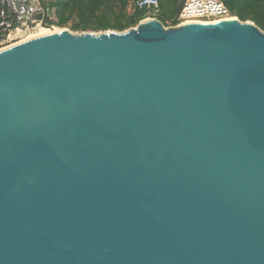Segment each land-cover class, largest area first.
<instances>
[{
	"label": "water",
	"instance_id": "water-1",
	"mask_svg": "<svg viewBox=\"0 0 264 264\" xmlns=\"http://www.w3.org/2000/svg\"><path fill=\"white\" fill-rule=\"evenodd\" d=\"M0 264H264V30L0 49Z\"/></svg>",
	"mask_w": 264,
	"mask_h": 264
},
{
	"label": "trees",
	"instance_id": "trees-1",
	"mask_svg": "<svg viewBox=\"0 0 264 264\" xmlns=\"http://www.w3.org/2000/svg\"><path fill=\"white\" fill-rule=\"evenodd\" d=\"M114 1L120 2L118 8L119 12L113 10ZM128 1L129 0H58L55 3L50 4L51 7L55 8L54 16L57 21L55 23L54 20H50L46 24L63 25L67 23L71 15L75 14L76 18L82 21L83 24L79 22L75 23L73 28H87L89 25L84 23L87 14H95L98 18L96 28L101 30H125L130 26L137 25L140 20L147 17L148 12H151L150 8L146 5L139 8L136 5L137 0H132L135 9L129 19L123 21L119 15L126 8ZM156 1L158 3V9L154 15L164 26H166L170 17L166 14L165 7L162 5L161 0ZM223 2L230 10L231 14L234 13L238 16V19H250L260 29L264 30V0H223ZM178 11L179 9H177V12ZM113 15L116 21L110 23L111 16Z\"/></svg>",
	"mask_w": 264,
	"mask_h": 264
},
{
	"label": "built area",
	"instance_id": "built-area-1",
	"mask_svg": "<svg viewBox=\"0 0 264 264\" xmlns=\"http://www.w3.org/2000/svg\"><path fill=\"white\" fill-rule=\"evenodd\" d=\"M136 5H146L153 14L158 9L156 0H137ZM230 14L223 0H184L174 22L212 23ZM53 19L54 8L46 0H0V44Z\"/></svg>",
	"mask_w": 264,
	"mask_h": 264
},
{
	"label": "rangeland",
	"instance_id": "rangeland-1",
	"mask_svg": "<svg viewBox=\"0 0 264 264\" xmlns=\"http://www.w3.org/2000/svg\"><path fill=\"white\" fill-rule=\"evenodd\" d=\"M46 1L49 4H52V3H55L58 0H46ZM183 1L184 0H161L162 5L165 7L166 14L168 15V17H170V19L168 21V24L165 27H169V26L176 25L175 23H173L174 22V18L179 13V11H180V9L182 7ZM119 5H120V2L114 1V3H113V10L116 11V12H119V10H118ZM134 9L135 8H134L133 1L132 0H129L128 3H127L126 8L122 11V13L119 16L123 19V21H126L132 15ZM177 9H179L178 12H177ZM150 11L152 12L151 9H150ZM151 12L150 13L148 12L146 18H156L155 15L152 14ZM232 15L238 18V16H236L234 13ZM53 20L56 23L57 19H56L55 16H54V19ZM97 21H98L97 15H95V14H87L86 21L84 23H87V25H89V26H87V28L74 29L73 28V25L75 23H78V22L81 23V24H83V23H82V21H80V20H78L76 18L75 14H73V15L70 16V18L67 21V23H65L63 25H58V24L48 25V24H46L45 26H50V27H53V28L59 29V30H63V29L69 30L70 32H72L74 34H81V33H99V32H102V31L123 32V31L128 30L129 28H132V27H135L136 26V25L130 26L129 28H127L125 30H121V31L120 30H116V29L101 30L99 28H96ZM115 21L116 20L114 18V15L111 16L110 23H114ZM242 21H252V20L245 19V20H242ZM40 27H41V25L39 27H35L34 29H31V30L26 31L25 33H22L21 36H17V37L10 38V40H8L7 42H5L3 44H0V49L5 48V47H8V46H11L13 44H16V43H18V42H20L22 40H25L28 37V35H35L36 34L35 36H37L38 33L40 34V31H39L40 30Z\"/></svg>",
	"mask_w": 264,
	"mask_h": 264
},
{
	"label": "bare ground",
	"instance_id": "bare-ground-1",
	"mask_svg": "<svg viewBox=\"0 0 264 264\" xmlns=\"http://www.w3.org/2000/svg\"><path fill=\"white\" fill-rule=\"evenodd\" d=\"M228 18H232V17H234L232 14H230V15H228L227 16ZM40 26V25H39ZM38 26V27H39ZM63 30H65V29H63ZM63 30H59V29H55V28H53V27H50V26H45V25H41V27H40V34L39 35H42V34H48V33H52V32H60V31H63ZM37 34V35H38ZM36 35V34H35ZM35 35H28V37L26 38V39H30V38H32V37H35ZM25 39V40H26ZM23 41V40H22Z\"/></svg>",
	"mask_w": 264,
	"mask_h": 264
}]
</instances>
